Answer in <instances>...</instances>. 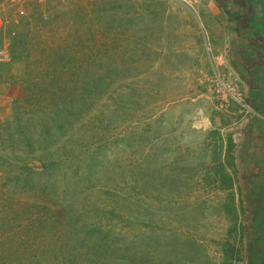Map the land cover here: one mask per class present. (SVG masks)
Wrapping results in <instances>:
<instances>
[{"label": "rangeland", "instance_id": "obj_1", "mask_svg": "<svg viewBox=\"0 0 264 264\" xmlns=\"http://www.w3.org/2000/svg\"><path fill=\"white\" fill-rule=\"evenodd\" d=\"M210 2L0 0V49L9 55L0 62V195L37 200L47 184L52 207L78 213L111 204L109 187L128 201L129 221H113L131 255L146 251L141 264H264V197L242 214L220 184L223 135L211 125L212 54L200 21ZM82 8L96 23L76 45L71 26ZM55 52L68 74L74 54L78 71L96 83L101 75V92L83 107L80 91L71 109L50 104L62 131L51 109L26 102L27 72L58 73L48 66ZM57 157L38 174L25 170Z\"/></svg>", "mask_w": 264, "mask_h": 264}, {"label": "trees", "instance_id": "obj_2", "mask_svg": "<svg viewBox=\"0 0 264 264\" xmlns=\"http://www.w3.org/2000/svg\"><path fill=\"white\" fill-rule=\"evenodd\" d=\"M89 15V10L83 8L75 12L73 22H78L75 27L71 26V33L76 45H85L80 38L82 27L93 32L96 18H88ZM89 35L93 36L92 33ZM68 59L73 65L69 74L70 66L65 63L64 55L55 52L54 61L48 66L54 64L52 69L58 73L32 74L33 71H29L26 79L31 83L27 85L31 95L26 102L29 101L37 111L51 109L55 114L52 124L59 131L62 124L52 108L71 109L76 105L74 99L78 91L82 93V102L78 101V105L83 107L91 93L101 92V75L96 83V75L90 76V73L76 69L82 65L83 58L71 54ZM78 81L80 89L76 87ZM52 159L38 167L25 164V170L30 176L38 174L45 167L60 162L58 157ZM73 172L78 175V170ZM37 189L41 192L37 200L0 195V264H133L136 260L141 264L145 261L146 251H141L138 258L131 255V242L121 229H116L113 218L126 223L129 221L126 213L130 210L127 199H121L123 197L117 192L110 194L111 189L103 187V193L111 195V204L108 201L102 202L106 204L92 202L88 210L70 213V208L52 207V190L47 184H40ZM36 195L40 196V193Z\"/></svg>", "mask_w": 264, "mask_h": 264}, {"label": "crops", "instance_id": "obj_3", "mask_svg": "<svg viewBox=\"0 0 264 264\" xmlns=\"http://www.w3.org/2000/svg\"><path fill=\"white\" fill-rule=\"evenodd\" d=\"M235 15L229 0H211L200 21L211 54L224 56L220 69L239 81L246 99L259 113L247 114L235 105L221 110L217 103L211 111L212 128L223 135L220 161L224 178L220 184L234 192L238 212L243 214L248 205L264 197V83L257 71L250 70L240 18Z\"/></svg>", "mask_w": 264, "mask_h": 264}, {"label": "flooded vegetation", "instance_id": "obj_4", "mask_svg": "<svg viewBox=\"0 0 264 264\" xmlns=\"http://www.w3.org/2000/svg\"><path fill=\"white\" fill-rule=\"evenodd\" d=\"M229 1L235 9V16L240 18L244 52L249 59L250 70L257 71L264 83V0Z\"/></svg>", "mask_w": 264, "mask_h": 264}, {"label": "built area", "instance_id": "obj_5", "mask_svg": "<svg viewBox=\"0 0 264 264\" xmlns=\"http://www.w3.org/2000/svg\"><path fill=\"white\" fill-rule=\"evenodd\" d=\"M19 12L21 14L24 13V9L21 5L19 7ZM223 58V54L212 55L210 57V64L212 67V92L218 109L225 110L235 105L244 113L259 115L256 108L246 99L239 81L233 78L230 72L220 69L219 61ZM7 60H9V55L4 50L0 49V62Z\"/></svg>", "mask_w": 264, "mask_h": 264}]
</instances>
